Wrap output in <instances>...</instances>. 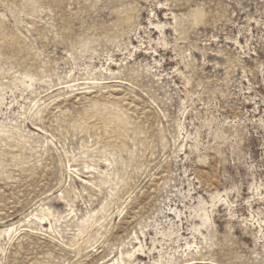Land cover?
Here are the masks:
<instances>
[{"label":"rangeland","instance_id":"obj_1","mask_svg":"<svg viewBox=\"0 0 264 264\" xmlns=\"http://www.w3.org/2000/svg\"><path fill=\"white\" fill-rule=\"evenodd\" d=\"M0 264H264V0H0Z\"/></svg>","mask_w":264,"mask_h":264}]
</instances>
